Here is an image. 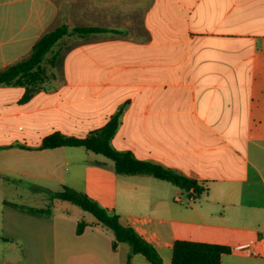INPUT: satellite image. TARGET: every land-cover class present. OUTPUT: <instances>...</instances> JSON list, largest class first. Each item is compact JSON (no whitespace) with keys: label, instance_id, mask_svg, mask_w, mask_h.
<instances>
[{"label":"crops","instance_id":"crops-1","mask_svg":"<svg viewBox=\"0 0 264 264\" xmlns=\"http://www.w3.org/2000/svg\"><path fill=\"white\" fill-rule=\"evenodd\" d=\"M61 25L98 30L63 37L38 75L0 85L6 263L153 264L52 198L69 188L149 240L161 264H172L177 240L230 248L221 264H264V0H0V72ZM116 114L112 148L197 182L198 199L119 175L84 147L41 148L53 134L83 139ZM26 195L47 196L53 213L15 207Z\"/></svg>","mask_w":264,"mask_h":264},{"label":"trees","instance_id":"trees-1","mask_svg":"<svg viewBox=\"0 0 264 264\" xmlns=\"http://www.w3.org/2000/svg\"><path fill=\"white\" fill-rule=\"evenodd\" d=\"M96 28H70L61 25L58 28L45 33L34 45L33 51L27 60L19 62L0 72V85L8 84L33 74L38 75L45 57L53 47L65 36L74 34L88 35L95 32ZM30 96L26 93L25 99ZM120 124V116L116 114L101 129L92 132L83 139L67 138L61 134H53L43 140L41 148L53 149L59 147H84L88 151L103 155L114 162V170L119 175L138 176L149 175L156 179L172 183L185 192L193 191L195 199L202 193L198 183L166 169L160 165L140 161L129 152H119L112 148L111 141ZM53 199L67 201L80 207L85 213L92 215L99 225L109 229L114 236V249L120 243H126L131 247L133 254H142L153 264H161L162 260L149 240L139 235L134 229L123 226L119 216L97 204L88 196L69 188L62 192L52 194ZM23 211L36 216H48L49 210L40 208H24L14 205ZM84 224L78 227L81 233ZM231 249L217 244L200 243L188 240H177L173 244L172 264H221V256L230 253Z\"/></svg>","mask_w":264,"mask_h":264},{"label":"rangeland","instance_id":"rangeland-1","mask_svg":"<svg viewBox=\"0 0 264 264\" xmlns=\"http://www.w3.org/2000/svg\"><path fill=\"white\" fill-rule=\"evenodd\" d=\"M59 3L64 4L66 0H57ZM61 21V20H60ZM60 23V22H59ZM69 23L72 25L73 21H69ZM18 199L19 203L24 205V208H29V206L32 205H38V201H41V205H43V209L49 210V215L53 213V201H49L48 197L45 195H42L41 197H34V195H26L23 198H13ZM22 201V202H21ZM77 208V207H76ZM61 209V208H60ZM0 264H7L4 259V248H0Z\"/></svg>","mask_w":264,"mask_h":264},{"label":"built area","instance_id":"built-area-1","mask_svg":"<svg viewBox=\"0 0 264 264\" xmlns=\"http://www.w3.org/2000/svg\"><path fill=\"white\" fill-rule=\"evenodd\" d=\"M248 246H240L239 248H238V250L239 251H241V250H244L245 248H247Z\"/></svg>","mask_w":264,"mask_h":264}]
</instances>
